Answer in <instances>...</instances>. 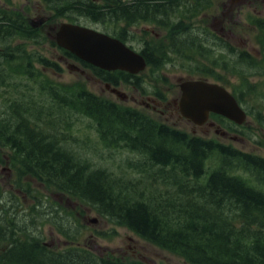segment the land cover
<instances>
[{"label":"trees","instance_id":"obj_1","mask_svg":"<svg viewBox=\"0 0 264 264\" xmlns=\"http://www.w3.org/2000/svg\"><path fill=\"white\" fill-rule=\"evenodd\" d=\"M111 1L106 4L110 16L120 19V0ZM150 1L143 2V19L157 20L163 25L169 24L168 19L181 6L192 12L203 2L156 0L154 14ZM44 2L58 16L91 15L96 9L95 4L81 0ZM0 36L35 39L24 21H11L7 16L0 17ZM142 54L153 63L155 53ZM15 58L13 53L0 57L3 86H14L10 82L12 71L8 69L12 70ZM39 63L56 68L44 58ZM97 70L102 80L115 85L119 81L139 83L138 76L122 71ZM25 72L41 84L33 70L26 68ZM43 88L45 103L33 104L5 96L0 107V146L11 149L24 173L80 197L98 212L191 264H264L263 158L156 124L138 111L122 108L83 86L66 91L47 80ZM63 110L77 111L90 118L100 141L106 145L117 148L125 144L144 155L145 162L133 161L130 168L140 177H133L135 173L128 176L118 173L89 154L81 143L67 140L66 134L71 129ZM212 157L219 158L220 165L208 170L207 163ZM236 167L253 171L261 185L255 186L236 175ZM2 228L0 224V234L11 240V233H2ZM0 264L123 263H102L83 250L59 253L41 246L37 239L22 241L14 237L12 245L0 252Z\"/></svg>","mask_w":264,"mask_h":264},{"label":"rangeland","instance_id":"obj_2","mask_svg":"<svg viewBox=\"0 0 264 264\" xmlns=\"http://www.w3.org/2000/svg\"><path fill=\"white\" fill-rule=\"evenodd\" d=\"M233 1L235 0H212L210 6L206 8V12L194 20L196 26L194 36L196 37L197 32H200L203 38L201 43L207 46V49L203 48V51L197 52V54H185L184 52L180 56H173L174 59L169 60L167 64L162 58H156V65L152 68L149 67L141 75L144 79L143 89H136L133 85L120 83L119 88L131 97L128 101H121L106 89L105 84L92 69H89L85 74L68 69V64L75 63V61L50 42V38L47 37L48 26L40 31L45 38L38 39L41 42L39 44L34 41L19 40V38L11 42L10 45L8 43L0 44V57L4 51L11 52L13 57H16L11 66L20 73L17 77H13V84L16 82L18 86H22V92L9 88V85L0 86V102L2 103L0 107L3 105L5 96L29 99L31 87L33 95L30 100L35 102L40 100L37 94L39 90L35 87L36 82L28 83V85L24 83L28 77L22 71L28 63V67L34 69L37 72L35 74L43 77L46 81L61 84L70 90L83 86L97 95L117 101L124 106L136 108L151 116L155 121L166 120L171 127L189 135L215 140L264 158V67L249 68L248 64L240 59L239 52H231L225 48V45L216 47L217 38H223L228 43L226 44L227 48L231 46L233 49H246L250 55L261 59L264 51V28L258 21L264 20V0ZM0 5L17 11L18 15H24L27 22L36 16L49 15L42 0H0ZM13 17H15L14 14ZM58 21L65 22L67 20L61 18ZM79 22L97 29H106L104 25L84 19ZM142 27L154 29L149 24H143ZM107 29L110 30L109 27ZM161 34L163 39L164 34ZM205 37L208 40L204 39ZM162 39L159 40L160 44ZM133 42L136 44L134 46L139 48L138 42ZM213 46L214 50H210ZM209 55L215 56L213 58L203 57ZM39 56L50 59L58 65L60 70L45 68L36 61H29L31 57ZM210 68H217V70ZM206 72H210L212 76L210 81L219 82L240 97L242 96V105L249 113L243 127L233 126L222 119L211 120L215 123L214 126L206 124L199 127L181 116L173 103L181 95L179 84L184 80L203 78L206 76ZM245 78H248V83L244 82ZM159 97L164 103V111L168 109L165 114L154 110L153 106L148 107L151 104V98ZM67 114L65 112V116L70 122V131L77 139L76 142H84L95 153H101L102 159L99 160L105 162L110 168H115L117 172L126 176L136 172L135 169H130L132 161H135L137 157L135 152L131 150L117 151L103 147L98 140L97 132L93 129L94 123L89 118L81 114ZM217 128L228 130L230 135L239 139L235 141L230 137H222L216 133ZM209 164L216 167L218 159L212 157ZM19 169L20 165L12 158L10 150L0 147V187L2 192L0 198H3L2 201L8 204L10 210H17L22 214L21 219L18 220L19 225L31 234L38 233L44 242L52 243L59 250L70 246L68 240L54 226L45 222L44 214L37 220L27 215L26 210L33 202H29L28 205L22 203L28 196L25 189H32L33 197L40 196L44 201H49L58 207L59 220L64 224L72 222V225L75 226L76 242L89 248L99 257L111 256L114 259H123L128 263L189 264L177 253L162 249L140 238L124 225H118L109 218L100 215L94 207L86 202L61 193L55 187L49 186L37 178L19 179ZM234 172L252 183L261 182L254 174L240 167L234 168ZM136 176L139 175L135 173L133 177L136 178ZM16 181L23 182L25 186L20 187ZM30 213L31 211H28V214ZM91 219H96V223H90ZM20 235L25 237L23 233Z\"/></svg>","mask_w":264,"mask_h":264},{"label":"water","instance_id":"obj_3","mask_svg":"<svg viewBox=\"0 0 264 264\" xmlns=\"http://www.w3.org/2000/svg\"><path fill=\"white\" fill-rule=\"evenodd\" d=\"M56 39L61 47L79 58L108 70L123 69L137 73L146 67L144 57L121 41L86 27L62 24ZM181 88L180 110L195 123L205 122L210 111L224 114L239 123L244 121L245 113L222 87L203 81H188L182 83Z\"/></svg>","mask_w":264,"mask_h":264},{"label":"flooded vegetation","instance_id":"obj_4","mask_svg":"<svg viewBox=\"0 0 264 264\" xmlns=\"http://www.w3.org/2000/svg\"><path fill=\"white\" fill-rule=\"evenodd\" d=\"M135 4H136V14H141V11H142V4L141 2H138V1H135ZM122 9L123 10H127L128 7H127V2L124 0L123 4H122ZM127 13V11H125V14ZM142 28V23L139 24L138 27H135V29H138V30H141ZM155 45H158V40L155 41L154 43ZM174 103L176 104V102L174 101Z\"/></svg>","mask_w":264,"mask_h":264},{"label":"bare ground","instance_id":"obj_5","mask_svg":"<svg viewBox=\"0 0 264 264\" xmlns=\"http://www.w3.org/2000/svg\"><path fill=\"white\" fill-rule=\"evenodd\" d=\"M31 111H35L34 109H32ZM17 131H18V129H17ZM20 131V130H19ZM16 134V133H15Z\"/></svg>","mask_w":264,"mask_h":264}]
</instances>
